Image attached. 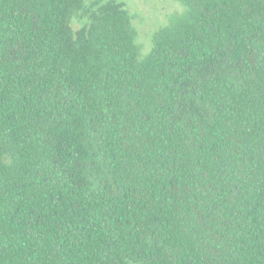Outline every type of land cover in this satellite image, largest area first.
Returning <instances> with one entry per match:
<instances>
[{
    "label": "trees",
    "instance_id": "16d2710c",
    "mask_svg": "<svg viewBox=\"0 0 264 264\" xmlns=\"http://www.w3.org/2000/svg\"><path fill=\"white\" fill-rule=\"evenodd\" d=\"M90 1L0 0V264H264V0Z\"/></svg>",
    "mask_w": 264,
    "mask_h": 264
},
{
    "label": "rangeland",
    "instance_id": "374dc122",
    "mask_svg": "<svg viewBox=\"0 0 264 264\" xmlns=\"http://www.w3.org/2000/svg\"><path fill=\"white\" fill-rule=\"evenodd\" d=\"M96 0H91L90 2ZM125 2L134 16V25L138 31V44L144 54L151 48V35L166 25L169 18L182 11L178 0H118Z\"/></svg>",
    "mask_w": 264,
    "mask_h": 264
}]
</instances>
